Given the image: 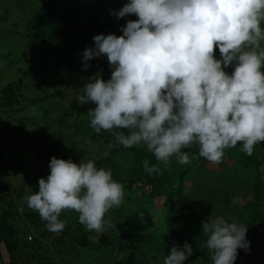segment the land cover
<instances>
[{"label": "trees", "instance_id": "16d2710c", "mask_svg": "<svg viewBox=\"0 0 264 264\" xmlns=\"http://www.w3.org/2000/svg\"><path fill=\"white\" fill-rule=\"evenodd\" d=\"M17 1L24 14L23 27L13 21L9 25L6 10L4 17L0 16L9 37V61L25 60L29 47L36 46V55L53 57L63 64L70 82L62 85L58 80L57 87L62 89L57 92L25 99L23 78L43 70L41 66L30 67L0 90V173L12 177L8 182L0 180V264H150V259L158 255L161 257H157V264H163L171 248H182L185 241L193 248V258L185 264H211V254L205 246L208 237L202 232V222L208 217L200 211L213 203L224 205L226 212L220 217L247 226L250 248L248 252L238 250L235 264H264V142L254 147L251 156L242 151L243 145L238 142L236 147L225 149L219 164L200 157L198 145H192L182 149L189 163L180 164L173 157L167 165H160V173L151 175L143 162L148 160L151 166L157 161L142 146L118 145L104 157L110 134H96L90 127L87 113L95 105L89 102L77 110L74 103L90 77L99 74L105 81L110 79L112 68L106 56L88 61L90 67L85 70L82 54L86 47L94 46V35H123L120 28L138 19L135 15L117 19L110 14V10L121 9L129 0ZM34 58L32 55L29 60ZM215 58L221 59L218 47ZM225 71L231 74L233 67ZM57 97L65 103L55 102ZM39 104L44 108L40 120L23 115L27 107ZM67 106L75 112L68 126L62 120L56 121L59 127L46 120L60 114L58 110L62 117ZM21 132L29 143L17 144L19 139L14 134ZM9 134L15 146L7 165L4 160ZM53 156L74 163L92 159L98 168L110 169L113 178L124 186L128 196L118 208L105 214L113 227L102 235L87 230L80 224L79 214L72 210L63 211L59 217L66 221L64 230L50 232L39 213L28 207L24 197L39 191L38 181L50 174ZM247 182L252 183L250 193L245 190Z\"/></svg>", "mask_w": 264, "mask_h": 264}, {"label": "clouds", "instance_id": "9594fccd", "mask_svg": "<svg viewBox=\"0 0 264 264\" xmlns=\"http://www.w3.org/2000/svg\"><path fill=\"white\" fill-rule=\"evenodd\" d=\"M110 14L138 19L120 28L123 35L92 37L83 68L106 56L111 77H90L77 99L95 105L87 113L92 130L110 134L104 157L118 145H146L157 161L143 162L151 175L173 157L189 163L182 149L192 145L219 164L225 149L238 142L248 156L264 142V0H129ZM217 47L221 59L215 58ZM49 168L39 191L24 197L48 231L64 230L59 217L65 210L78 213L80 224L98 236L113 227L105 214L122 204L125 191L110 169L92 159L74 163L54 156ZM202 232L211 264H235L239 249L249 251L246 225L211 215ZM192 254L185 241L183 249L171 248L163 264H185Z\"/></svg>", "mask_w": 264, "mask_h": 264}, {"label": "rangeland", "instance_id": "374dc122", "mask_svg": "<svg viewBox=\"0 0 264 264\" xmlns=\"http://www.w3.org/2000/svg\"><path fill=\"white\" fill-rule=\"evenodd\" d=\"M30 3L31 0H28ZM18 1L17 0H0V16L3 18L4 17V10L8 13V23L9 25L11 22H18L20 27H23L24 22L22 21V18L24 17V14L21 9L18 7ZM2 22H0V60H5L4 62H0V90L6 86L7 84L16 81L18 78L22 77V72L26 71L30 67H42V71H36L33 74H30L27 78H23L25 81V89H24V95L25 99L32 100L33 98H40L45 96L46 94L50 93L53 94V91H58V89H62L61 87H57L58 85L56 82L60 80L62 82V85H64L69 81V74L64 72L63 70V64L60 63L59 60H56L55 58L52 57L48 58L43 56V54L36 55L37 47L36 46H31L27 50V53L29 54L25 60H21L19 62H10L9 57L7 56V47H9V37H7V30L5 29V25H1ZM4 35V36H2ZM24 48V47H23ZM22 49V47L19 48V50ZM32 55L35 56L33 60H29ZM8 60V61H7ZM48 81V84L46 82ZM48 87V88H47ZM78 99V98H77ZM76 99V102L74 103L75 109L79 110L82 108V106ZM55 102L64 104L65 102H60V99L57 97L54 99ZM44 108L42 105H37V107H27L23 115L27 118H34V119H41V115L43 112ZM60 114L57 112V114H52L51 116L47 117L46 120L50 121V123L56 127H59L60 124L59 122L57 123L56 121H61L65 123V126H68L72 118L75 117V112L70 109L68 106L65 107L64 115L61 117L62 111L58 110ZM66 119L67 121L64 122ZM36 123H38L37 120H35ZM39 124H42L39 122ZM64 127V125H62ZM66 132V131H65ZM68 132V131H67ZM17 135V136H16ZM8 142L6 143L7 148V156L5 157L4 164H10L11 159L14 154V144L12 143V134L8 135ZM19 141L17 144L21 143H29L27 141L26 134L21 133H16L14 134ZM78 142L81 141V138H78ZM11 142V143H10ZM89 143V142H88ZM142 146L143 148L147 149L146 145H139ZM227 164H231L228 163ZM214 167V166H213ZM212 167V168H213ZM261 172L262 176L264 179V161L263 165L261 167ZM12 178V177H11ZM9 178L6 174L0 173V180L8 182ZM238 187L239 184H237ZM245 190L247 193L252 192V183L247 182ZM244 192V191H243ZM245 193V192H244ZM187 194V193H186ZM128 196V193L125 194V197ZM247 196H250V194H247ZM224 205L220 203H213L210 205H204L201 208V213H203L206 217L213 216L214 218L220 217L222 212L224 211ZM228 214V213H227ZM225 220H227L226 216H221ZM234 220V219H233ZM232 222V221H231ZM248 235H246L247 239ZM249 239V237H248ZM181 248V247H180ZM183 249V246L182 248ZM161 257L160 255L154 256L150 259V264H157V259L159 260ZM193 258V254L188 257V261H190Z\"/></svg>", "mask_w": 264, "mask_h": 264}, {"label": "built area", "instance_id": "2783aa9c", "mask_svg": "<svg viewBox=\"0 0 264 264\" xmlns=\"http://www.w3.org/2000/svg\"><path fill=\"white\" fill-rule=\"evenodd\" d=\"M30 240V238H28Z\"/></svg>", "mask_w": 264, "mask_h": 264}]
</instances>
